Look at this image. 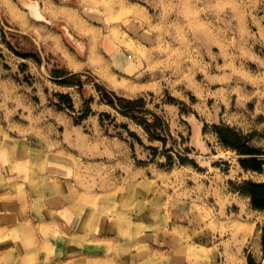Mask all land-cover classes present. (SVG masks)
Returning a JSON list of instances; mask_svg holds the SVG:
<instances>
[{"label":"crops","instance_id":"crops-1","mask_svg":"<svg viewBox=\"0 0 264 264\" xmlns=\"http://www.w3.org/2000/svg\"><path fill=\"white\" fill-rule=\"evenodd\" d=\"M21 14L11 19V32L0 27V264H226L219 238L205 230L214 225V208L194 196L195 186L167 199L152 192V181L164 185L166 172L152 164L138 167L129 136L144 133L146 138L138 134L144 158L153 159L147 147L160 143H152L130 118H125L130 135L112 137L113 129L122 128L104 125L102 118L119 114L102 103L96 88L100 83L134 100L154 87L163 98L170 58L164 46L182 49L181 35L192 32L168 29L157 47L153 39L142 42L141 73L136 54L129 49L123 54L115 40L109 62L101 38L81 57L51 35L40 38ZM221 16L222 27L215 12H194V40H188L186 55L190 70L169 80L175 87L171 96L181 103L160 108L174 109L176 133L188 130L186 142L194 152L224 148L230 172L239 179V212L256 216L264 206L256 207L241 189L246 183L264 186V24L246 11ZM23 38L29 48L23 49ZM102 69L107 77L99 75ZM62 101L68 109L59 107ZM80 178L112 182L88 190ZM28 242L36 258L25 263L22 244ZM240 261L263 264L264 234L243 249Z\"/></svg>","mask_w":264,"mask_h":264},{"label":"rangeland","instance_id":"rangeland-1","mask_svg":"<svg viewBox=\"0 0 264 264\" xmlns=\"http://www.w3.org/2000/svg\"><path fill=\"white\" fill-rule=\"evenodd\" d=\"M32 6L36 7L37 13L43 16V19L34 18L31 12ZM20 11L30 18L33 29L38 28L40 38L51 35L54 41L59 43L61 40L60 42H63L73 54L81 57L88 55L89 45L94 43L92 40L101 38L103 55L109 62L113 57L110 45L115 40L114 42H118L124 52L129 49L136 54L140 64L136 69H139L141 73L144 72L142 58L146 56L142 42H150V39H153L151 44H156L155 47H157L162 44L161 40L164 39V34L168 29L181 30V33L183 29L192 32L190 36L181 35L182 49H175L170 44L163 45L164 48L170 50L168 52L170 58L165 67L167 71L165 77L168 78V83L163 85L164 88L167 87L163 89L166 92V95L162 92L163 98H158L159 91L153 87L152 92H145L131 100L121 92L111 91L105 87L106 85L96 83L102 103L113 107L120 115L115 114L112 118V115L104 114L102 123L110 125L116 122L122 131L113 129L110 134L112 137L125 139L130 135V133L126 134L125 118H130L144 129L152 143L158 141L160 143L158 147H147L152 150L150 154L154 155V158H144L142 152L146 146H143L138 136L140 134L146 138L144 133L136 131L134 136H129L135 143L138 167L152 164L156 169L166 172L167 179L162 180L164 185L157 183V180L152 181V192L159 198L167 199L172 192L179 193L184 187L195 186L194 196H199L200 201H208L215 210L214 225L212 224L205 230L219 238V245L225 251V263L238 264L241 259L243 260V249L251 248L264 234L262 227L264 226V213L256 215L257 218L250 213L241 215L236 205L237 201L239 204L241 201L235 195L239 179L237 172H230L232 168L227 161L229 155L224 148L215 145L208 154L201 153L200 150L194 152L186 142L188 130H185L184 134L176 133L178 130L174 122L176 118L174 109L168 113L160 107L167 105L175 108L181 103L171 96L174 94L173 88L175 87L174 82H169V80L176 79L175 77L180 79L182 76L180 72L183 73L185 68L188 72L190 70V60L186 55L189 54L188 40L190 38L194 40V12L203 14H207L208 11L215 12L218 15L216 23L221 27L225 26L219 19L222 14H237L245 11L251 16L262 18L264 24V0H0V27L11 32L8 28L13 30L15 27L11 24V19L15 17V12L21 14ZM121 12L125 15L119 20L113 19ZM23 25L27 26L25 23ZM18 28L17 26L15 29L20 32ZM150 33L153 35L150 36ZM169 37L171 35H168L167 40L171 43ZM154 38H156L155 41ZM20 43L23 49L30 46L26 38H23ZM123 54L126 55V52ZM103 70L102 72L99 70L98 73L104 78L107 75H104ZM86 75L90 76L89 80L96 77L93 73ZM184 76L187 75L184 74ZM148 77L145 75L142 79L145 80ZM59 107L68 109L66 101H62ZM85 108L90 111V104L85 105ZM84 115L85 113L76 116L77 122H81ZM153 150L156 154H153ZM79 180L80 183L86 181L88 190H94L96 186H106L112 182L110 179L96 180L95 178H85V180L80 178ZM219 210H221L220 213ZM211 218L210 216L209 219L213 222ZM255 221H258L257 225ZM31 244V242L22 244L23 251L27 255L22 259L25 263L34 262L36 258L35 245ZM234 258H237V261L233 260Z\"/></svg>","mask_w":264,"mask_h":264},{"label":"trees","instance_id":"trees-1","mask_svg":"<svg viewBox=\"0 0 264 264\" xmlns=\"http://www.w3.org/2000/svg\"><path fill=\"white\" fill-rule=\"evenodd\" d=\"M224 141L227 144H229V141L227 139ZM241 192L252 195L254 199V204L256 207L261 208L264 206V186L263 185H254V184L252 185L250 183H246L245 186L242 187Z\"/></svg>","mask_w":264,"mask_h":264},{"label":"clouds","instance_id":"clouds-1","mask_svg":"<svg viewBox=\"0 0 264 264\" xmlns=\"http://www.w3.org/2000/svg\"><path fill=\"white\" fill-rule=\"evenodd\" d=\"M38 8V7H37ZM123 15H125V13H118V14H116L114 17H113V19H115V20H119L120 18H121V16H123ZM34 18H36V19H43V16H41L39 13H35L34 14ZM125 22H127V21H125Z\"/></svg>","mask_w":264,"mask_h":264},{"label":"bare ground","instance_id":"bare-ground-1","mask_svg":"<svg viewBox=\"0 0 264 264\" xmlns=\"http://www.w3.org/2000/svg\"><path fill=\"white\" fill-rule=\"evenodd\" d=\"M5 2V1H4ZM8 5V4H7ZM9 7V6H8ZM31 12L33 13V14H35V13H37V10H36V7H34V6H32L31 7ZM12 13V12H11ZM15 14V13H14ZM13 17V16H12ZM17 17V16H16ZM16 20V19H15ZM114 81V80H113ZM115 82V81H114ZM116 87V86H115ZM134 91V90H133ZM135 92V91H134ZM133 93V92H132ZM36 177V176H35ZM238 258V257H237ZM237 258L235 259H233V260H236L237 261ZM241 259V258H240ZM239 259V260H240ZM242 260V259H241ZM241 262V261H240ZM239 263V262H238ZM242 263V262H241ZM237 264V263H236Z\"/></svg>","mask_w":264,"mask_h":264},{"label":"water","instance_id":"water-1","mask_svg":"<svg viewBox=\"0 0 264 264\" xmlns=\"http://www.w3.org/2000/svg\"><path fill=\"white\" fill-rule=\"evenodd\" d=\"M263 264H264V262H263Z\"/></svg>","mask_w":264,"mask_h":264}]
</instances>
